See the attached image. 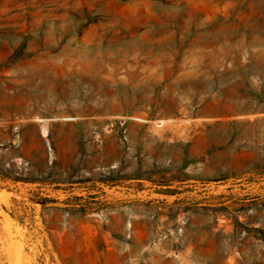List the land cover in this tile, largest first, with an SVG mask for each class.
Instances as JSON below:
<instances>
[{
  "label": "rangeland",
  "instance_id": "obj_1",
  "mask_svg": "<svg viewBox=\"0 0 264 264\" xmlns=\"http://www.w3.org/2000/svg\"><path fill=\"white\" fill-rule=\"evenodd\" d=\"M0 264H264V0H0Z\"/></svg>",
  "mask_w": 264,
  "mask_h": 264
},
{
  "label": "trees",
  "instance_id": "obj_2",
  "mask_svg": "<svg viewBox=\"0 0 264 264\" xmlns=\"http://www.w3.org/2000/svg\"><path fill=\"white\" fill-rule=\"evenodd\" d=\"M10 171L6 168L0 169V181L12 180L13 182H26V180H30V177L23 173H19L18 175H10Z\"/></svg>",
  "mask_w": 264,
  "mask_h": 264
}]
</instances>
